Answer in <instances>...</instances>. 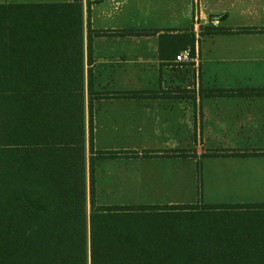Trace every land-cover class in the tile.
I'll use <instances>...</instances> for the list:
<instances>
[{
	"label": "crops",
	"instance_id": "obj_1",
	"mask_svg": "<svg viewBox=\"0 0 264 264\" xmlns=\"http://www.w3.org/2000/svg\"><path fill=\"white\" fill-rule=\"evenodd\" d=\"M73 2L0 0V5ZM79 2L86 184L91 159L96 206H176L132 200H148L179 188L186 169L203 168L207 160H249L250 166L264 167V155L259 154L264 153V96L208 95L214 90H264V0ZM211 26L227 32L201 36V29ZM126 30L159 33H118ZM185 34L195 38L193 62L178 64L175 57L182 45L172 36ZM32 59L48 68L46 76L50 64L77 61L75 55L45 53ZM149 91L179 93L161 98L135 96ZM172 152L184 156L175 157ZM211 152L256 155L212 158L208 157ZM261 180L255 181L260 184ZM189 184L192 190L191 180Z\"/></svg>",
	"mask_w": 264,
	"mask_h": 264
},
{
	"label": "trees",
	"instance_id": "obj_2",
	"mask_svg": "<svg viewBox=\"0 0 264 264\" xmlns=\"http://www.w3.org/2000/svg\"><path fill=\"white\" fill-rule=\"evenodd\" d=\"M81 15L79 0L0 5V23L26 18L34 26L24 40L9 28L0 32V264H264V236L234 228L177 241L148 232L138 222L159 214L250 213L253 208L264 211V204L204 205L203 212H196L195 205H95L93 163L90 159L87 186L84 157ZM201 30V36L227 32L216 26ZM118 33L154 36L159 32ZM175 37L180 49L189 48L192 55L194 35ZM44 53L75 55L77 61L50 64L46 76L48 68L32 59ZM57 72L64 75H51ZM91 83L89 77V88ZM174 93L149 91L135 96L161 98L179 92ZM208 95L264 96V90H214ZM91 132L89 120L90 149ZM253 155L211 152L208 157Z\"/></svg>",
	"mask_w": 264,
	"mask_h": 264
},
{
	"label": "rangeland",
	"instance_id": "obj_3",
	"mask_svg": "<svg viewBox=\"0 0 264 264\" xmlns=\"http://www.w3.org/2000/svg\"><path fill=\"white\" fill-rule=\"evenodd\" d=\"M9 28L17 39L24 40L34 30L33 22L26 18L14 20L11 23H0V32ZM12 30V32H11ZM249 160L221 161L211 163L207 160L203 168H187L181 176L182 183L175 190L159 192V196L151 199H137L132 202L195 205L196 212H203L204 205H256L264 204V167L250 166ZM181 170V169H179ZM254 178V180H253ZM262 179L260 184L255 180ZM251 179V181H250ZM191 180L192 190L189 189ZM248 180V182H246ZM187 181V182H185ZM247 210V209H246ZM250 213L237 214H159L139 218V224H145L146 230L154 234L168 235L178 240L195 239L207 232L236 229L252 233L254 236H264V211L248 209ZM258 210V211H256ZM89 203L87 204V214ZM149 215L150 212H137ZM151 225V226H149ZM221 225V226H220ZM223 225V226H222ZM208 237V235H206Z\"/></svg>",
	"mask_w": 264,
	"mask_h": 264
},
{
	"label": "built area",
	"instance_id": "obj_4",
	"mask_svg": "<svg viewBox=\"0 0 264 264\" xmlns=\"http://www.w3.org/2000/svg\"><path fill=\"white\" fill-rule=\"evenodd\" d=\"M214 24L216 25L217 22H214ZM191 62H193V60H192L191 50L189 48L181 51L175 57V63L178 64H190Z\"/></svg>",
	"mask_w": 264,
	"mask_h": 264
}]
</instances>
